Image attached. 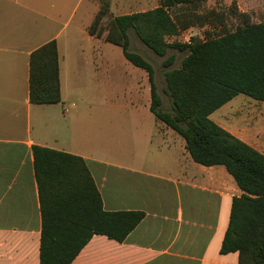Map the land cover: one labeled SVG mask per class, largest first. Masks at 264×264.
<instances>
[{"label": "crops", "instance_id": "1", "mask_svg": "<svg viewBox=\"0 0 264 264\" xmlns=\"http://www.w3.org/2000/svg\"><path fill=\"white\" fill-rule=\"evenodd\" d=\"M149 1L123 0L116 6L108 0L106 18L149 11ZM150 2L154 9L160 0ZM253 2L205 0L201 9L206 5V11L228 17L236 12V19L243 21L239 14H248ZM100 8V0H0V264H39L35 145L82 158L105 211L144 213L122 243L94 235L71 264H239L238 253L222 254L220 248L232 199L242 192L224 167L195 163L184 140L152 139L158 121L150 112L144 70L123 56L118 67L125 72L118 73V79L124 80L119 83L128 95L124 101L100 102L93 109L67 104V90L81 72L95 77L90 51L105 42L107 30L96 37L88 28ZM204 27L191 26L179 35ZM52 40L58 54L60 102L33 104L30 55ZM120 102L121 107L116 105ZM120 115L124 126L115 121ZM85 118L91 121L87 126ZM220 127L264 155L262 136L249 137L250 132L260 133V127L237 135Z\"/></svg>", "mask_w": 264, "mask_h": 264}, {"label": "trees", "instance_id": "2", "mask_svg": "<svg viewBox=\"0 0 264 264\" xmlns=\"http://www.w3.org/2000/svg\"><path fill=\"white\" fill-rule=\"evenodd\" d=\"M204 1L160 0L152 10L112 17L104 29L106 1L88 32L102 37L107 30L104 40L120 47L128 62L147 73L150 112L156 121L184 140L195 163L224 167L241 190L232 199L220 252L238 253L239 264H264V155L210 120L239 94L264 103V22L251 24L246 14H239L243 25L232 32L210 36L205 31L202 39L169 42L167 38L191 26L222 23L220 12L200 11ZM130 30L158 57L168 50L185 53L180 67L164 72L171 112L161 110L153 67L131 51ZM174 60L170 55L163 67L170 68ZM29 100L60 102L55 40L30 55ZM32 157L41 215L39 264H71L94 235L122 243L144 218L140 211H105L82 158L37 145L32 146Z\"/></svg>", "mask_w": 264, "mask_h": 264}, {"label": "rangeland", "instance_id": "3", "mask_svg": "<svg viewBox=\"0 0 264 264\" xmlns=\"http://www.w3.org/2000/svg\"><path fill=\"white\" fill-rule=\"evenodd\" d=\"M114 1L116 6L118 3L123 2V0ZM150 1L149 6L147 7L148 10L155 6ZM105 2L106 0H100L101 4ZM206 9L207 8L205 5V11ZM200 11L202 12V9H200ZM125 12H130V10ZM235 13L229 12L231 17L223 16L221 21L222 23L209 25L203 29H188L183 35H179L175 39L167 38V40L169 42L177 41L180 43H187L191 38L202 39L204 37L205 31H207L210 36H216L220 33L232 32L236 30L237 23H240L239 25H243V21L236 19ZM246 16V20L251 24L263 23L264 0H254L252 7L248 10V14H246ZM110 17H112V14ZM110 17L106 18L105 16L103 18L102 24L104 29L108 28L111 20ZM129 37L131 39L132 45L131 51L140 55L153 67L154 75L157 79V92L162 100L161 110L171 112L172 103L170 97L165 92L166 85L164 81V72L169 69L180 67L181 60L185 56V53H181L176 50H168L166 56L158 57L146 46L144 47L141 44L134 31H129ZM90 54L93 56V58L90 59V62L92 61V63H94V67L96 69L95 77L92 75V73L85 74L81 72V75L74 79V84H71L67 90V93L70 96V100L67 104L69 105L70 102H73L74 105L86 107L87 109H93V107L98 105L100 102L104 103L106 101L108 105H111V103L119 102V99L123 100L124 97L127 98V92L124 93L119 87V83L123 85L124 80L118 79V73L125 72L124 69L118 67V60L123 57L121 48L107 41L104 43L98 42L94 45V48L90 51ZM170 55L174 56V63L170 68H164L163 61ZM116 67L117 70H115ZM128 74L129 72H127V75ZM122 102L116 105L121 107ZM120 116L115 117V121H117V125L124 126V123L122 122L124 116ZM210 120L213 122H219L220 126L224 125L228 127L229 130L236 135L243 129L250 131V129L253 130L255 127H260V129H262L260 130V133L254 134L250 132L249 137H251V139H258L260 136H262L264 139V103L256 101L248 96L242 94L235 96L221 108L214 111V113L210 116ZM90 122V118H85L86 126L89 125ZM135 130L136 129H133L131 133H135ZM153 131L154 136L152 139H178L180 142L183 141V139L177 133L160 122L154 123Z\"/></svg>", "mask_w": 264, "mask_h": 264}]
</instances>
